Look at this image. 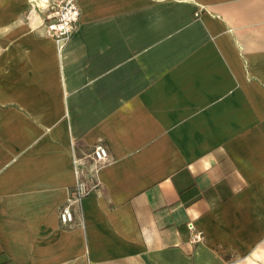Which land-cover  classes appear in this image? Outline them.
<instances>
[{"label": "crops", "instance_id": "obj_1", "mask_svg": "<svg viewBox=\"0 0 264 264\" xmlns=\"http://www.w3.org/2000/svg\"><path fill=\"white\" fill-rule=\"evenodd\" d=\"M78 4L0 0V264H264V0Z\"/></svg>", "mask_w": 264, "mask_h": 264}, {"label": "built area", "instance_id": "obj_2", "mask_svg": "<svg viewBox=\"0 0 264 264\" xmlns=\"http://www.w3.org/2000/svg\"><path fill=\"white\" fill-rule=\"evenodd\" d=\"M47 13L46 33L55 38L59 44L67 42L77 30L80 20L78 0H46ZM94 158L104 164L108 160V150L103 142H97L93 150ZM89 187L84 180H79L69 191L67 201L60 209V218L64 224L73 222L72 204L80 202L88 194ZM190 227L193 228L192 223ZM195 241L201 239V232L194 235Z\"/></svg>", "mask_w": 264, "mask_h": 264}, {"label": "bare ground", "instance_id": "obj_3", "mask_svg": "<svg viewBox=\"0 0 264 264\" xmlns=\"http://www.w3.org/2000/svg\"><path fill=\"white\" fill-rule=\"evenodd\" d=\"M37 1L39 2L40 5H43L46 0H37Z\"/></svg>", "mask_w": 264, "mask_h": 264}, {"label": "rangeland", "instance_id": "obj_4", "mask_svg": "<svg viewBox=\"0 0 264 264\" xmlns=\"http://www.w3.org/2000/svg\"><path fill=\"white\" fill-rule=\"evenodd\" d=\"M36 3V2H35Z\"/></svg>", "mask_w": 264, "mask_h": 264}]
</instances>
